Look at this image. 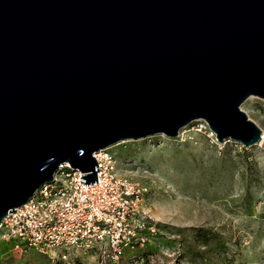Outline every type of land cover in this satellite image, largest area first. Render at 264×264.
Returning <instances> with one entry per match:
<instances>
[{
  "label": "water",
  "instance_id": "obj_1",
  "mask_svg": "<svg viewBox=\"0 0 264 264\" xmlns=\"http://www.w3.org/2000/svg\"><path fill=\"white\" fill-rule=\"evenodd\" d=\"M264 0H0V221L68 163L192 121L247 147Z\"/></svg>",
  "mask_w": 264,
  "mask_h": 264
},
{
  "label": "rangeland",
  "instance_id": "obj_2",
  "mask_svg": "<svg viewBox=\"0 0 264 264\" xmlns=\"http://www.w3.org/2000/svg\"><path fill=\"white\" fill-rule=\"evenodd\" d=\"M239 108L264 135V99ZM261 136V137H262ZM120 167L146 189L142 206L153 232L117 264H264V139L242 146L197 131L162 133L109 146ZM0 264H52L43 254H18L0 240ZM80 264H114L94 254Z\"/></svg>",
  "mask_w": 264,
  "mask_h": 264
},
{
  "label": "built area",
  "instance_id": "obj_3",
  "mask_svg": "<svg viewBox=\"0 0 264 264\" xmlns=\"http://www.w3.org/2000/svg\"><path fill=\"white\" fill-rule=\"evenodd\" d=\"M195 127L213 135L202 119ZM92 156L95 183L79 182L89 171L59 164L51 182L1 219L0 240L18 254H43L52 264H74L94 254L117 264L124 251L143 246L154 229L142 206L144 185L120 167L109 147ZM139 259L133 256L129 264Z\"/></svg>",
  "mask_w": 264,
  "mask_h": 264
},
{
  "label": "bare ground",
  "instance_id": "obj_4",
  "mask_svg": "<svg viewBox=\"0 0 264 264\" xmlns=\"http://www.w3.org/2000/svg\"><path fill=\"white\" fill-rule=\"evenodd\" d=\"M261 136H262V134H261ZM263 139H264V135L261 137V140H262V141H263ZM261 140H260V141H261Z\"/></svg>",
  "mask_w": 264,
  "mask_h": 264
},
{
  "label": "trees",
  "instance_id": "obj_5",
  "mask_svg": "<svg viewBox=\"0 0 264 264\" xmlns=\"http://www.w3.org/2000/svg\"><path fill=\"white\" fill-rule=\"evenodd\" d=\"M57 264V263H56ZM74 264H80V262L76 261Z\"/></svg>",
  "mask_w": 264,
  "mask_h": 264
}]
</instances>
